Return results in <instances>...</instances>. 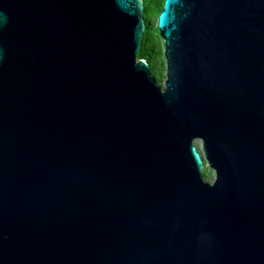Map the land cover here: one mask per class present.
Masks as SVG:
<instances>
[{
    "label": "water",
    "instance_id": "water-1",
    "mask_svg": "<svg viewBox=\"0 0 264 264\" xmlns=\"http://www.w3.org/2000/svg\"><path fill=\"white\" fill-rule=\"evenodd\" d=\"M143 6L0 0V264H264V0H163L162 83Z\"/></svg>",
    "mask_w": 264,
    "mask_h": 264
},
{
    "label": "trees",
    "instance_id": "trees-1",
    "mask_svg": "<svg viewBox=\"0 0 264 264\" xmlns=\"http://www.w3.org/2000/svg\"><path fill=\"white\" fill-rule=\"evenodd\" d=\"M162 2L159 0H143V19L145 23V29L141 35V46L137 52V58H142L149 63L152 69V74H158L157 67L155 65L156 60L159 56V52L154 49L152 45L154 36L153 30L150 23V13L155 6L162 8ZM160 12V11H159ZM157 31V27L155 28ZM158 32V31H157Z\"/></svg>",
    "mask_w": 264,
    "mask_h": 264
},
{
    "label": "rangeland",
    "instance_id": "rangeland-1",
    "mask_svg": "<svg viewBox=\"0 0 264 264\" xmlns=\"http://www.w3.org/2000/svg\"><path fill=\"white\" fill-rule=\"evenodd\" d=\"M160 2H162L163 0H159ZM160 11V7H156L152 9L151 13H150V23H151V27L153 30V36H154V40L152 45L154 46V49L156 51L159 52V56L156 60V67H157V72L158 74H153V76L156 78V80L159 83H162L165 79V59L163 56V50H164V46H163V41L162 39L158 36V32L156 31V23H157V15ZM193 144L196 146V148L198 149V151L200 153H202L201 151V141L200 140H194ZM202 172V176L203 179L207 182H212L215 178V172L212 168H210L206 162L204 161V166L201 169Z\"/></svg>",
    "mask_w": 264,
    "mask_h": 264
}]
</instances>
